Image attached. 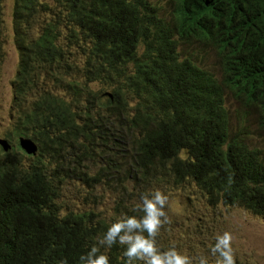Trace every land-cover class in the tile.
<instances>
[{
	"label": "trees",
	"instance_id": "obj_1",
	"mask_svg": "<svg viewBox=\"0 0 264 264\" xmlns=\"http://www.w3.org/2000/svg\"><path fill=\"white\" fill-rule=\"evenodd\" d=\"M176 4L165 21L149 0H14L10 139L37 151L27 166L0 156V264H76L96 243L109 223L56 202L70 180L137 196L188 184L208 205L264 217V151L231 133L225 108L229 93L264 126V0ZM38 10L50 13L40 32L17 31ZM197 43L220 77L184 55ZM120 252L107 250L111 264Z\"/></svg>",
	"mask_w": 264,
	"mask_h": 264
},
{
	"label": "rangeland",
	"instance_id": "obj_2",
	"mask_svg": "<svg viewBox=\"0 0 264 264\" xmlns=\"http://www.w3.org/2000/svg\"><path fill=\"white\" fill-rule=\"evenodd\" d=\"M149 1L156 7L162 19L172 20L177 9L176 0ZM13 7L14 0H1L0 156L5 152H15L23 166H27L35 156L20 151L17 141L10 139L14 121L11 110L14 81L19 63L14 43ZM49 14L38 10V16L22 21L17 31L36 36L35 33L38 34L42 27L40 22L50 20ZM184 55L217 77L221 76V64L215 50L197 43L194 48L185 50ZM93 88L97 89L98 86L93 85ZM226 107L229 111L231 133L239 134L250 146L264 151V129L258 111L233 99L229 93L226 95ZM163 188L160 191L169 196L166 211L170 223L162 226L158 236L160 240L157 238L161 247L166 248L174 242L179 250L188 255H203L208 258L209 264H215V256L210 253L213 237L217 233L229 231L234 237L232 247L236 264H264V217L236 206L208 205L205 197L193 185ZM131 191V187L121 186L112 189L99 186L91 189L79 181L70 180L61 188L56 202L62 214L70 210L93 212L110 223L121 214L137 212L133 209L139 202V196Z\"/></svg>",
	"mask_w": 264,
	"mask_h": 264
},
{
	"label": "clouds",
	"instance_id": "obj_3",
	"mask_svg": "<svg viewBox=\"0 0 264 264\" xmlns=\"http://www.w3.org/2000/svg\"><path fill=\"white\" fill-rule=\"evenodd\" d=\"M158 16L161 18L159 13ZM252 107L260 116L259 109L253 105ZM225 108L227 109L226 102ZM261 126L264 129L262 120ZM168 201L169 196L159 189L140 193L139 202L134 206V210L141 214H121L119 218L111 221L102 235L96 238V243L90 244L86 251L77 256L76 264H111L107 250L114 245L121 249L120 258L123 264H209L207 257L203 255L192 257L179 250L174 242L166 248L158 243L157 238L162 226L170 223L166 211ZM233 238L229 231L214 235L210 253L215 256V264H236L232 247ZM56 264L68 262L61 257Z\"/></svg>",
	"mask_w": 264,
	"mask_h": 264
},
{
	"label": "water",
	"instance_id": "obj_4",
	"mask_svg": "<svg viewBox=\"0 0 264 264\" xmlns=\"http://www.w3.org/2000/svg\"><path fill=\"white\" fill-rule=\"evenodd\" d=\"M22 143L26 146L28 152L35 154L37 147L31 140H22Z\"/></svg>",
	"mask_w": 264,
	"mask_h": 264
}]
</instances>
